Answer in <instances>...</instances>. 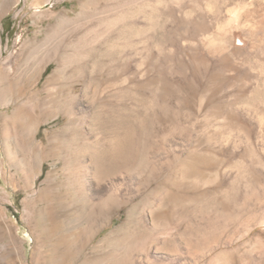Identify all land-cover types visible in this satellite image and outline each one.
I'll use <instances>...</instances> for the list:
<instances>
[{
    "label": "rangeland",
    "instance_id": "rangeland-1",
    "mask_svg": "<svg viewBox=\"0 0 264 264\" xmlns=\"http://www.w3.org/2000/svg\"><path fill=\"white\" fill-rule=\"evenodd\" d=\"M5 1L0 264H264V125L241 109L264 69L259 59L247 49L229 66L211 59L194 43L214 36L213 22L201 13L179 21L176 0ZM140 9L166 43L159 52ZM134 12L128 26L148 32L127 48V24L103 23ZM60 16L75 31L93 22L91 39L109 32L118 49L102 62L122 64L124 54L130 74L83 71L74 47L67 59L54 55ZM98 116L110 125L98 127ZM115 183L124 184L118 196Z\"/></svg>",
    "mask_w": 264,
    "mask_h": 264
},
{
    "label": "bare ground",
    "instance_id": "bare-ground-1",
    "mask_svg": "<svg viewBox=\"0 0 264 264\" xmlns=\"http://www.w3.org/2000/svg\"><path fill=\"white\" fill-rule=\"evenodd\" d=\"M12 0H6L5 3L9 4L11 3ZM51 1V0H50ZM177 2V6L176 8V13H178V17L179 19L181 18V20L179 21H187L189 19H191L193 16L196 17V14L201 13V15L205 18H209L211 19V21L214 24L215 27V33L214 36H209L207 31L203 30V32H206L208 36L203 35L200 40L197 43H194L197 45V48H201L204 50V52L209 55L212 56L211 59L214 57H220L221 59H224L222 62L225 64H228V62L231 61H236V56L237 53L240 52L241 49H247L251 54H253L255 57H257L260 62L264 61V0H250L248 2V0H244V1H240V0H207L205 3V7L204 4L202 6V1L201 0H176ZM247 1V3H246ZM129 4V3H128ZM127 5V4H126ZM5 6V5H3ZM134 6V5H133ZM2 7V6H1ZM3 8V7H2ZM5 8V7H4ZM128 8V7H127ZM130 8V7H129ZM173 8V7H172ZM6 9V8H5ZM146 9V8H145ZM135 10V9H134ZM118 11V10H117ZM127 11V10H125ZM2 12V11H1ZM140 13H143L145 16L144 18L147 19L148 21H150L151 25L149 27V30L151 32H153V49L158 50V46L160 41L163 42L162 44H164V46L166 45L165 41L163 39H161L162 37L159 38V31H157L156 29V25H154V18L149 15V13L145 12V10L140 9L139 11ZM3 13V12H2ZM128 13V11H127ZM174 13V10H173ZM172 13V14H173ZM4 14V13H3ZM175 14V13H174ZM173 14V16H174ZM122 16V15H121ZM176 16V14H175ZM174 16V18H175ZM200 17V15H198ZM100 18V17H99ZM136 18L135 16V12L131 13V14H124L121 18L117 17L114 20H110L107 21L105 23H103V25L106 27V29L112 30L116 25H118L120 22H123L124 27L121 30V37L123 39H126V45L127 48L131 46V42H133V39L136 36L142 35L146 32H148V29H135V28H131L129 27V21H131V19ZM173 18V17H172ZM94 19V18H93ZM178 19V18H177ZM146 20V21H147ZM174 20V19H173ZM199 20V19H198ZM197 20V21H198ZM207 19H205L206 21ZM89 22V20H87ZM92 21V20H91ZM101 20L98 21L101 22ZM192 21V20H191ZM190 21V22H191ZM202 21V20H201ZM204 21V22H205ZM78 22V21H77ZM76 22L75 25H77L78 23ZM85 23L83 24L84 27H80L83 28L81 31L77 30L78 29V25L76 26V31L73 30V26H72V21L69 20L68 18L64 17V16H60L58 19V30H57V44L54 47V55H56L57 57H65L66 54H68V48L69 47H74L75 48V53H76V59L79 62V66L83 71H87L89 69H91L90 71H96L98 70L99 72H102L104 70L107 71V73L111 76H119L122 75V77L124 78V76L126 77V74H128L131 70V65H128L130 63H127V58L122 55L119 56V58L122 60V64H118L116 63L115 65H112L110 67H105V65L103 64L102 60L107 59L108 61L110 60V62H112V60L114 59L113 56L115 54V52H117V50L115 51V48H117L114 44H107L106 42L108 40H111L110 35L108 34L109 32H107V35H103L105 37H96V38H89L88 34L89 33H96L97 32V28L95 26H92V23ZM104 22V21H103ZM189 22V21H188ZM157 24V23H156ZM175 24V23H174ZM187 24V22H186ZM189 24V23H188ZM196 24V23H194ZM198 24V23H197ZM196 24V25H197ZM185 25V24H184ZM182 26L187 28V26ZM87 26V27H86ZM180 26V23H179ZM178 26V27H179ZM191 26V23L190 25ZM193 26V25H192ZM198 26V25H197ZM65 27H67L68 29L71 28L70 31L75 33V41H71L66 33ZM207 26H205L204 28H206ZM75 28V27H74ZM147 28V27H146ZM196 28V26H195ZM67 29V30H68ZM85 29V30H84ZM188 29V28H187ZM192 29V28H191ZM194 29V27H193ZM198 29V28H197ZM200 29V28H199ZM202 29V28H201ZM178 30H180L178 28ZM184 30V29H183ZM186 29L184 30L185 33ZM190 31V30H189ZM194 31V30H193ZM199 31H196V34ZM201 32V31H200ZM214 32V31H213ZM66 33V34H65ZM172 33V32H171ZM178 33V32H177ZM181 33L177 34L180 35ZM202 34V33H201ZM200 34V35H201ZM72 35V34H71ZM182 35V34H181ZM180 35V36H181ZM161 36V35H160ZM162 36H164V34H162ZM176 36V35H175ZM192 36V35H191ZM140 37V36H139ZM166 37V36H164ZM169 37V36H168ZM172 37V36H171ZM182 37V36H181ZM184 37V36H183ZM194 37V36H192ZM198 37V36H197ZM189 38V37H188ZM186 38V39H188ZM191 38V37H190ZM171 39V38H168ZM175 39V38H174ZM173 39V40H174ZM177 39V38H176ZM56 40V39H55ZM167 40V39H166ZM179 41L181 40L178 39ZM177 40V41H178ZM185 40V39H184ZM194 40V39H193ZM190 40V41H193ZM106 43V50L102 51L99 48V44H101L102 42ZM113 41V40H111ZM178 41V42H179ZM175 42V40L173 42H171L172 44ZM177 42V44H178ZM142 43V42H141ZM169 43V41H168ZM191 43V42H190ZM146 44V43H145ZM149 44V43H147ZM182 44V43H181ZM186 44V41L183 43ZM189 44V42H188ZM193 44V43H192ZM55 45V44H54ZM180 45V44H179ZM178 45V46H179ZM148 46V45H147ZM163 46V45H162ZM169 46V45H168ZM173 47V45H171ZM182 46V45H181ZM155 47V48H154ZM171 47V48H172ZM185 47V45L183 46ZM150 48V49H152ZM169 48V47H168ZM174 48V47H173ZM194 48V47H193ZM196 48V49H197ZM38 49V47H37ZM53 49V48H52ZM73 49V48H72ZM118 49V48H117ZM146 49V48H145ZM147 49V50H150ZM165 49V48H164ZM181 49V48H180ZM191 49V47H190ZM70 50V48H69ZM167 50V49H166ZM171 50V49H170ZM178 50V49H177ZM183 50V48H182ZM195 52L196 50L193 49ZM2 51V50H1ZM67 51V52H66ZM140 51V50H138ZM137 51V52H138ZM155 51V50H154ZM163 51V49H162ZM174 51V50H173ZM198 51V50H197ZM200 51V50H199ZM159 52V50H158ZM157 52V53H158ZM168 52V51H167ZM166 52V53H167ZM172 52V51H171ZM182 52V51H181ZM185 52V51H184ZM193 52V51H192ZM136 53V51H135ZM173 53V52H172ZM200 53V52H199ZM119 54V53H117ZM154 54V53H153ZM152 54V51H150V54L148 55V58H155L154 55ZM165 54V52H164ZM170 54V53H169ZM174 54V53H173ZM180 54V53H179ZM193 54V53H192ZM198 54V53H197ZM204 54V53H203ZM239 54V53H238ZM242 54V52H241ZM248 54V53H247ZM246 54V55H247ZM160 55V54H159ZM158 55V56H159ZM162 55V53H161ZM200 55V54H199ZM245 55V56H246ZM55 56V57H56ZM117 56V55H116ZM138 56V55H137ZM163 56V55H162ZM170 56V55H169ZM174 56H178L177 59H179V55H174ZM244 56V55H243ZM252 56V55H251ZM69 57V56H68ZM74 57V55H73ZM144 57V56H143ZM161 56H159L160 58ZM172 57V56H171ZM170 57V58H171ZM202 57V56H201ZM240 57V56H238ZM242 57V56H241ZM71 58V57H70ZM132 58V57H131ZM142 58V57H141ZM150 58V59H151ZM167 58V57H165ZM168 57V59H170ZM198 58V57H197ZM219 58V59H220ZM243 58V57H242ZM249 58V55H248ZM251 58V57H250ZM45 59V58H44ZM58 59V58H57ZM67 59V58H64ZM144 59V58H143ZM158 59V58H157ZM161 59V58H160ZM168 59L167 62H168ZM238 59V58H237ZM246 59L245 61H247V58H243V60ZM257 59V60H258ZM60 60V58H59ZM164 60V59H163ZM206 60V59H205ZM214 60V59H213ZM228 61L227 63L224 61ZM240 60V58H239ZM242 60V59H241ZM250 60V59H249ZM252 60V59H251ZM254 60V58H253ZM259 60L257 61V65L261 66V68H264V65L262 63L259 62ZM43 61V59H42ZM170 61V60H169ZM173 61V60H172ZM221 61V60H220ZM244 61V62H245ZM41 62V61H40ZM39 62V63H40ZM63 62V61H62ZM68 62V61H67ZM106 62V60H105ZM121 62V61H120ZM119 62V63H120ZM151 62V61H150ZM157 62V61H155ZM174 62V61H173ZM176 62V61H175ZM241 62V61H240ZM238 62V63H240ZM69 63V62H68ZM178 64H180L179 62H177ZM176 63V64H177ZM211 63V62H210ZM237 63V65H238ZM249 63V62H248ZM245 63V64H248ZM136 64V63H135ZM138 64V63H137ZM151 64V63H150ZM182 64V63H181ZM180 64V65H181ZM222 64V63H221ZM230 64V63H229ZM226 65V66H229ZM236 64V63H235ZM243 64V63H242ZM240 64V65H242ZM252 64V63H251ZM41 63L39 64V67ZM134 65V64H132ZM143 65V64H141ZM140 65V66H141ZM148 65V64H147ZM161 65V64H160ZM175 65V64H174ZM179 65V66H180ZM183 65V64H182ZM181 65V66H182ZM220 65V64H219ZM78 66V65H77ZM78 66V67H79ZM102 66H104L102 68ZM151 66V65H150ZM154 66H156L154 64ZM153 66V68H154ZM173 66V65H172ZM178 66V67H179ZM225 66V67H226ZM239 66V65H238ZM238 66H236V69L238 68ZM254 66V65H253ZM256 66V68L258 67ZM65 67V66H64ZM135 67V66H134ZM149 67V66H148ZM233 67V64H232ZM232 67H230L232 69ZM42 68V67H41ZM68 68V65H67ZM76 68V67H75ZM140 69V68H138ZM150 69V68H149ZM155 69V68H154ZM225 69V68H224ZM230 69V70H231ZM252 69V68H251ZM36 70V68H35ZM39 70V69H38ZM66 70V69H65ZM153 70V69H150ZM229 70V69H228ZM235 70V71H236ZM64 71V70H62ZM105 71V72H106ZM159 71V70H158ZM235 71L233 74H235ZM255 71V70H254ZM98 72V73H99ZM253 72V71H252ZM259 72V73H258ZM257 73L260 74L259 78H257V82L256 84V91L255 93L252 95L251 94V103L249 101L247 102H242L243 105L241 107V109H244L245 111L247 110H251V112H255L258 115V120H259V124H261L262 126L264 125V69L259 70ZM97 73V72H95ZM103 73V72H102ZM140 73V72H139ZM231 73V72H230ZM100 74V73H99ZM130 74V73H129ZM143 74V73H141ZM257 74V75H258ZM93 75V74H92ZM90 75L89 72V77L92 76ZM124 75V76H123ZM116 78V77H115ZM232 78V77H231ZM91 79V78H90ZM116 80V79H115ZM247 80V79H246ZM245 81V80H244ZM248 81V80H247ZM254 81V80H253ZM252 81V82H253ZM127 83V78H125L122 81V84ZM3 84V83H2ZM251 84V83H250ZM254 84V82H253ZM248 85V83L244 84V89L245 87ZM115 86V85H114ZM253 87V86H252ZM248 89V88H247ZM135 90V89H134ZM246 90V89H245ZM3 91V89H2ZM119 91V90H118ZM123 91V90H122ZM121 92V91H120ZM247 92V90H246ZM4 93V92H3ZM253 93V92H252ZM128 94V93H127ZM248 99V100H249ZM235 100V98H234ZM246 101V100H245ZM117 104V103H116ZM122 104V103H121ZM203 104V103H202ZM236 104V103H235ZM240 103H237L236 105H238ZM239 106V105H238ZM87 107V106H86ZM105 107V106H104ZM203 108V107H202ZM96 110V109H95ZM124 110V109H123ZM100 111V110H99ZM84 112V111H82ZM109 112V111H108ZM250 112V111H249ZM84 114V113H83ZM255 115V114H254ZM74 116V115H73ZM95 116V115H94ZM110 116V115H109ZM107 117V116H106ZM114 119V118H113ZM74 120V119H72ZM95 120V119H94ZM71 121V120H70ZM97 122V126L99 127V124H104L105 125V121L102 120L101 117L98 116L97 120H95ZM111 121V120H110ZM119 122V120H117ZM230 121V120H229ZM95 122V123H96ZM231 122V121H230ZM94 123V124H95ZM110 122H107V124L105 126H107ZM112 123V122H111ZM123 123V122H122ZM228 123V122H227ZM233 123V122H232ZM116 124V123H115ZM119 124V123H118ZM138 124V123H137ZM35 125V124H34ZM110 125V124H109ZM233 125V124H232ZM231 125V126H232ZM235 125V124H234ZM112 126V125H111ZM114 126V125H113ZM112 126V127H113ZM138 126V125H137ZM230 126V124L228 125ZM238 126V125H237ZM104 127V126H103ZM115 127V126H114ZM140 127V126H139ZM105 129V128H104ZM263 130V128L261 129ZM262 133V132H261ZM246 134V133H245ZM264 134V133H263ZM33 135V134H32ZM261 137V136H260ZM259 137V138H260ZM32 138V137H31ZM122 139V138H121ZM121 139H118L117 144L121 143ZM264 139V137H263ZM262 140V139H261ZM263 143V142H262ZM116 145V143H115ZM119 146V145H118ZM262 149L264 151V143L262 144ZM197 165V164H196ZM31 169V168H30ZM28 170L30 173L32 170ZM29 173V174H30ZM200 175V174H199ZM124 183V182H123ZM113 187V195L118 196L119 193H121V191L123 190V186L124 184L122 183H115L112 185ZM115 197V196H114Z\"/></svg>",
    "mask_w": 264,
    "mask_h": 264
}]
</instances>
